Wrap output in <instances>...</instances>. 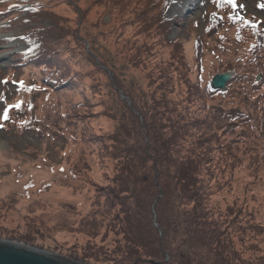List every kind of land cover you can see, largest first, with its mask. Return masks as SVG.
Here are the masks:
<instances>
[{"label": "rangeland", "instance_id": "rangeland-1", "mask_svg": "<svg viewBox=\"0 0 264 264\" xmlns=\"http://www.w3.org/2000/svg\"><path fill=\"white\" fill-rule=\"evenodd\" d=\"M235 3L0 0V240L81 264H148L128 254L143 241L139 222L153 240L157 230L139 177L130 175L124 201L118 193L119 166L131 156L116 139L137 115L118 87L130 88L145 111L149 89L160 86L193 113L196 139L214 138L202 175L210 219L244 233L234 239L244 264L264 258V0ZM38 40L43 59L23 60ZM226 72L234 77L226 91L211 93V79ZM138 159L153 176V161ZM135 200L139 209L127 211ZM180 202L165 203L166 214L188 211ZM182 232L169 230L172 256L159 263L222 264L202 243L189 249Z\"/></svg>", "mask_w": 264, "mask_h": 264}, {"label": "trees", "instance_id": "trees-1", "mask_svg": "<svg viewBox=\"0 0 264 264\" xmlns=\"http://www.w3.org/2000/svg\"><path fill=\"white\" fill-rule=\"evenodd\" d=\"M27 15H32V13L29 12ZM35 34L36 32L33 33V35ZM39 41L34 45H30L23 52V55L21 54L23 60H27L30 57H33L31 60L34 61L43 59L42 53L44 50L43 46L38 45ZM233 78L227 82L224 91H215L209 85L211 93L225 92L227 85L232 82ZM163 88L159 86L158 88L149 89L150 93L147 94L149 105L147 104L146 110L142 111L138 101L135 103L137 98L133 95L131 89L123 88V86L118 87L119 91L121 90L123 95H125L124 97L130 101L128 110L131 111L132 109V114L134 115V112L137 114L134 115L135 121L132 122V131L127 135V130H125L120 135L121 137L116 139L121 146L119 152L124 153L125 157L131 156L129 160L122 163L123 166L121 164L119 166L118 177L123 181H119L120 190L118 193L124 201L127 197L125 194L132 193V188L129 185L130 175L133 173L136 178L139 177V182L143 183L141 186L144 194L148 198H146L148 205L150 204L152 207V215H154L156 220L154 228L157 230V235L154 236L153 240L151 236H147V234L144 236L141 233L142 228L139 222L137 225L139 232L136 233V237L138 239L142 237L143 241L139 244V250L137 249L136 253L133 254L130 251L128 254L131 257L135 256L134 262L161 264L158 262L159 258L163 261L161 254L163 255L166 252L165 257L172 256L166 250L169 244L165 242L164 237L167 236L168 238L169 230L181 229L182 233L187 236L183 238V241L189 244L187 246L189 249H192L197 243H202V245L208 247V253L220 259L222 264H244L234 244V239H241L244 237V233L234 226L233 228L229 227V229L236 230L235 232L232 230L228 232L225 230L221 231V223L210 219V211L207 207L206 189L204 188L206 183L202 175L206 173V176H208L207 168L212 163V150L207 145L214 138L211 136L206 138L207 134L203 138L202 134L196 139L192 131H196L197 134L201 132L194 125L192 120L193 113L189 117L183 114L186 110L179 108L176 104H171ZM158 92H163L164 95L159 94L160 96L158 97ZM122 107L125 110V106ZM6 108H9V111L12 109L9 104L5 106ZM5 112H7V117H9L11 111ZM4 115L2 119H5ZM215 119L217 122L224 121L222 115L215 117ZM215 119L214 121H216ZM211 127L209 124L205 128L204 133L211 130ZM190 136H192L191 140H189ZM130 138H133V141ZM184 143H189L187 147L190 149L181 154L178 149ZM133 157L152 160L154 164L153 176L147 171L144 161L140 162L138 159V165ZM124 170L127 173H124ZM138 173H140L139 176L137 175ZM133 195L136 197L135 194ZM170 195L175 197L173 204L169 203L171 201ZM111 199L112 197L109 198V200ZM182 199L186 201L189 210L177 211V217L173 213L171 216L167 215L165 203H169L170 206H182L180 202ZM134 203L136 205L132 209L126 207L127 211L136 212L139 209L137 200ZM160 206L163 207L160 209ZM224 215L227 216L228 212ZM232 219L236 218L233 217ZM253 229L257 231L262 228L255 225ZM203 241H205L204 244ZM138 251L143 252L147 258H142L140 255L138 257ZM178 255L184 260V252L182 250L178 252ZM189 262L192 263L190 260ZM248 264H264V258L256 257L248 261Z\"/></svg>", "mask_w": 264, "mask_h": 264}, {"label": "water", "instance_id": "water-1", "mask_svg": "<svg viewBox=\"0 0 264 264\" xmlns=\"http://www.w3.org/2000/svg\"><path fill=\"white\" fill-rule=\"evenodd\" d=\"M232 78L231 72L215 75L210 87L215 91H224ZM0 264H81L69 261L43 250L24 244L0 240Z\"/></svg>", "mask_w": 264, "mask_h": 264}, {"label": "snow or ice", "instance_id": "snow-or-ice-1", "mask_svg": "<svg viewBox=\"0 0 264 264\" xmlns=\"http://www.w3.org/2000/svg\"><path fill=\"white\" fill-rule=\"evenodd\" d=\"M223 2L228 3V4L231 5L233 8L236 7L235 0H223ZM253 27H255V26L253 25ZM16 107H19V105H16ZM4 118L7 119V112H5Z\"/></svg>", "mask_w": 264, "mask_h": 264}, {"label": "bare ground", "instance_id": "bare-ground-1", "mask_svg": "<svg viewBox=\"0 0 264 264\" xmlns=\"http://www.w3.org/2000/svg\"><path fill=\"white\" fill-rule=\"evenodd\" d=\"M171 6V5H170ZM166 17V11H164V15H163V18ZM165 19V18H164ZM167 20H170V19H167Z\"/></svg>", "mask_w": 264, "mask_h": 264}]
</instances>
